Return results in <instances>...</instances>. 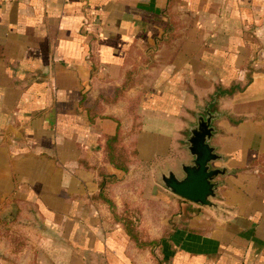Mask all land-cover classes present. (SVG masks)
<instances>
[{
  "label": "crops",
  "instance_id": "1",
  "mask_svg": "<svg viewBox=\"0 0 264 264\" xmlns=\"http://www.w3.org/2000/svg\"><path fill=\"white\" fill-rule=\"evenodd\" d=\"M211 100L218 209L157 179ZM12 205L25 246L3 237L0 264H264V0H0V219Z\"/></svg>",
  "mask_w": 264,
  "mask_h": 264
},
{
  "label": "water",
  "instance_id": "2",
  "mask_svg": "<svg viewBox=\"0 0 264 264\" xmlns=\"http://www.w3.org/2000/svg\"><path fill=\"white\" fill-rule=\"evenodd\" d=\"M215 100L208 101L204 107L195 113V120L189 124L185 138V148L191 160L180 162L179 170L168 168L160 171L157 179L170 192L198 205L218 209V190L221 185L220 177L228 173L225 157L219 153L213 144L217 135L215 121L226 112L213 108ZM17 215L16 205H12L8 215L1 216L6 222H12Z\"/></svg>",
  "mask_w": 264,
  "mask_h": 264
},
{
  "label": "trees",
  "instance_id": "3",
  "mask_svg": "<svg viewBox=\"0 0 264 264\" xmlns=\"http://www.w3.org/2000/svg\"><path fill=\"white\" fill-rule=\"evenodd\" d=\"M225 92L232 93V91H225ZM217 94H222V92H219V93L217 92ZM123 141H124L123 133H122V130L119 128L115 135H108L106 137L105 151H106L107 160L111 164H113L117 169L123 171L124 173H127L129 172L130 165L133 161L132 158H133L134 152L133 151L130 152ZM0 222L4 224H8L2 221L1 219H0ZM132 224H133V221H131L130 223L129 221H127L126 223L127 229H129V231L131 232L134 230V227H132L133 226ZM0 235H2L4 238L8 239L9 242H11V245H13V248L15 249V251L22 250L25 246L24 238L21 235H17L16 233L12 232L8 228L5 230V233H1ZM132 237L140 245L139 237L135 234H133ZM156 242L157 241L155 240L148 241L144 245H152Z\"/></svg>",
  "mask_w": 264,
  "mask_h": 264
},
{
  "label": "rangeland",
  "instance_id": "4",
  "mask_svg": "<svg viewBox=\"0 0 264 264\" xmlns=\"http://www.w3.org/2000/svg\"><path fill=\"white\" fill-rule=\"evenodd\" d=\"M133 159V158H132ZM135 174V173H134ZM141 175L143 176L144 175V178L146 179V182H148V181H150V180H152V181H156V172H154L153 173V175H152V173H149V170L147 169V170H145V172L144 173H140V174H137V176L136 175H133L132 177L133 178H130V182H131V185L135 182V181H137L138 180V182L141 180L140 178H141ZM152 175V176H151ZM156 183L158 184V182L156 181ZM185 201V200H184ZM186 201H187V199H186ZM133 210H135L136 209V207H133L132 208ZM167 211L171 214L172 212H175L176 211V209H173V207H169V206H166L165 205V215H167ZM2 221H4V220H2ZM5 223H6V221H4ZM18 227V226H17ZM10 229L11 230V228H12V226L8 223V224H4V223H2V222H0V234L1 233H5V230L6 229ZM15 229H17V228H15ZM18 231H19V229H17ZM22 230L20 229V232H21ZM19 232V233H20ZM20 235H22V237L25 239L26 237L23 235V234H21L20 233ZM3 238V236L2 235H0V251L2 252L3 250H1L3 247H4V245L2 244V242H1V240H3L2 239Z\"/></svg>",
  "mask_w": 264,
  "mask_h": 264
}]
</instances>
